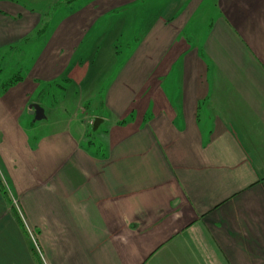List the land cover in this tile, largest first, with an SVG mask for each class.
Returning a JSON list of instances; mask_svg holds the SVG:
<instances>
[{"label":"crops","instance_id":"0c3cea01","mask_svg":"<svg viewBox=\"0 0 264 264\" xmlns=\"http://www.w3.org/2000/svg\"><path fill=\"white\" fill-rule=\"evenodd\" d=\"M72 1L0 0V264H264V0Z\"/></svg>","mask_w":264,"mask_h":264},{"label":"rangeland","instance_id":"374dc122","mask_svg":"<svg viewBox=\"0 0 264 264\" xmlns=\"http://www.w3.org/2000/svg\"><path fill=\"white\" fill-rule=\"evenodd\" d=\"M20 2V4H22L23 6L31 9L33 8L35 10V12H41L42 14L45 13V10H47V8L53 4V2H57V1H68V0H18ZM78 0L72 1L71 5L75 6L77 4ZM28 60L24 59L23 62H26ZM15 58L11 57V58H0V79L2 80L3 78H5L6 80H10L12 77H15L16 74H20L21 72V67L16 68L15 65ZM23 71V70H22ZM70 86L63 83L62 84V88L60 90V93H56L54 96H58L61 99V103H59V105H57V107H55V109L52 110V116L50 117V119L48 121H37L35 128H30L29 132H30V136L32 138V140H34L35 135L38 134H48L50 132H52L53 130H55L56 128H58L60 125H62V118L65 120L67 117H69V115L73 116V112L72 110L74 109L72 107V105L68 102V93L70 92ZM62 95H65L67 101H63L62 100ZM49 99V94H46V97L42 100L43 103L49 106L50 103V99ZM64 104V105H63ZM93 103L92 102H85L84 103V107L88 108L90 111H96L94 109V107L92 106ZM51 110V109H50ZM79 121L83 120L84 118V114L82 113H78V117ZM35 119V118H34ZM33 120V118L31 119ZM24 124L27 125V122L25 121V119H23ZM43 122V123H42ZM93 122H91L92 125H88L86 130H87V136L85 138L84 143H82L86 148H89L92 152L93 151H100L102 149H104V145L101 142L102 141V136H103V130L105 125L102 124V126H100V128H98L97 130H94L93 128ZM0 180L3 182V186L5 187V190L7 192V194L9 195L10 199L6 198V196L4 195V193L1 191L2 195L4 196V198L7 201H10V203L12 204V206L15 208V211L18 212L19 214V203L16 202V200H14V194L13 192L16 191L13 185L8 184L5 176H4V172L2 169V166L0 164ZM13 191V192H12ZM14 200V201H13ZM18 209V210H17Z\"/></svg>","mask_w":264,"mask_h":264},{"label":"water","instance_id":"95a60500","mask_svg":"<svg viewBox=\"0 0 264 264\" xmlns=\"http://www.w3.org/2000/svg\"><path fill=\"white\" fill-rule=\"evenodd\" d=\"M29 113L33 114L35 116V119L37 120H42L45 118V111L44 108L42 106H40L39 104L35 103V104H31L29 106ZM102 122V118L97 117L94 121L93 124V128L94 130H97L100 123Z\"/></svg>","mask_w":264,"mask_h":264},{"label":"trees","instance_id":"16d2710c","mask_svg":"<svg viewBox=\"0 0 264 264\" xmlns=\"http://www.w3.org/2000/svg\"><path fill=\"white\" fill-rule=\"evenodd\" d=\"M20 79H22V76L18 73L15 75V77H12L6 85V87H9L15 83H17L18 81H20ZM0 190H2V192L4 193V195L6 196V198L10 199L9 195L7 194L5 187L3 186V182L0 180Z\"/></svg>","mask_w":264,"mask_h":264}]
</instances>
